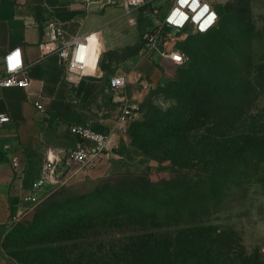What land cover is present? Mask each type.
Masks as SVG:
<instances>
[{
  "label": "trees",
  "instance_id": "16d2710c",
  "mask_svg": "<svg viewBox=\"0 0 264 264\" xmlns=\"http://www.w3.org/2000/svg\"><path fill=\"white\" fill-rule=\"evenodd\" d=\"M231 6L243 26L248 5L233 0ZM217 12L214 31L192 34L208 35L213 48L185 44L186 53L181 52L192 62L181 66L190 65V71L164 86L165 95L176 102L162 110L146 99L137 111L142 117L132 122L129 132L130 146L158 162L157 172L169 171L173 176L153 181L147 169L83 183L74 192L72 188L69 196L64 195L65 187L52 189L36 206L31 222L18 224L27 245L44 242L52 248L71 239L89 238L92 232L101 235L115 230L129 234L126 244L120 253H102L97 260L115 264H262L258 255L251 260L243 252L236 255L232 230L215 223L220 213L242 202L246 185L264 162V121L259 125L261 136L252 127L248 131L235 128L242 124L240 117L234 118L242 106H226L223 97L233 95L207 83L220 60L224 66L243 71L251 59L243 64L232 55L245 42L242 31L226 34V13L221 8ZM107 162L105 154L98 169ZM50 248L46 249L52 257L46 249L4 251L16 264H64L56 251L59 248Z\"/></svg>",
  "mask_w": 264,
  "mask_h": 264
},
{
  "label": "crops",
  "instance_id": "0c3cea01",
  "mask_svg": "<svg viewBox=\"0 0 264 264\" xmlns=\"http://www.w3.org/2000/svg\"><path fill=\"white\" fill-rule=\"evenodd\" d=\"M133 16L134 13L127 16L119 6L100 8L97 4H87L86 0H0V63L7 51L21 47L29 77L25 88H0V113L10 117V122L0 127V240L15 219L39 204L26 198L39 175L44 148L77 147L78 141L70 133V127L85 126L108 137V162L101 169L78 171L71 182L99 176L100 172H125L127 164L134 161L147 163L144 153L128 145L125 129L117 122V110H107L106 94L114 93L112 102L117 109L125 104L136 105L128 103L125 88L133 90L136 81L156 82L160 72L143 55L126 62L125 69H120L122 75L106 77V70L100 66V57L127 46L129 35L136 38L138 34L140 38ZM50 22L63 29L67 40L87 37L88 63L94 49H99L96 65L87 63L81 74L67 75L57 55L44 56L39 45L47 40L45 26ZM114 76L126 80L121 91L114 92L109 87V79ZM142 96V92H133L131 100L140 101ZM37 100L41 101L43 111L36 108ZM51 190L45 187L43 196ZM0 264L16 263L0 249Z\"/></svg>",
  "mask_w": 264,
  "mask_h": 264
},
{
  "label": "rangeland",
  "instance_id": "374dc122",
  "mask_svg": "<svg viewBox=\"0 0 264 264\" xmlns=\"http://www.w3.org/2000/svg\"><path fill=\"white\" fill-rule=\"evenodd\" d=\"M244 1L246 2V5H248L247 7L249 11L246 16L247 21L243 26H240V16L236 13L234 6L228 7L233 0H212V3L216 9H223L228 17L224 20V31L226 34L238 30L242 31L243 36L241 40L245 42H243L244 44H241L240 47L235 48L232 55L238 57V61L243 64L246 61V58L250 57L249 64L245 67L246 70L238 71L233 69L230 65L224 66L220 60L218 66L211 69L207 83L225 88L233 95L230 99L225 96L223 97L221 102L226 106L231 103L235 106H242V111L240 110L241 112L239 111L240 113L238 112V114L234 116V118L240 117L242 124L240 125L239 123L238 125L237 123L235 128H239L240 130L243 129L245 131L253 128V130L259 131L260 134L261 129L259 128V125L264 121V0ZM162 4L164 8L167 6L165 2L155 0L149 2L146 7L141 8L138 12H134L133 18L134 21H136L139 33L145 25L143 12L151 9L153 6H159ZM212 42V38L208 35L189 34L185 40L178 42L177 46L180 50L185 52V44L205 49L211 48L213 45ZM143 53V47L138 34L136 38H134L133 35H129V44L121 48L119 52L113 51L103 54L100 57V66L106 70V77L111 75H122L120 69H125L126 62L133 61L135 58L139 59L142 57ZM98 57L99 49H94L88 66L96 65ZM187 62H192V59L187 58ZM153 66L160 72V79L158 81L152 82L151 80H148L143 83L142 81H136L133 90H131V87L125 88V95L127 96L128 103L136 104L135 106L139 111L140 105L148 98H150L151 104L159 109L165 110L171 107L176 100L165 95L164 86L168 81H175L180 78L181 75L190 71V65L188 64L187 66L182 67L160 59L155 60ZM136 91L143 93L140 101L131 100L132 93ZM113 95L114 93L111 91H108L106 94L109 99L107 102V110L109 112L117 110L119 115L120 109H117L112 102ZM145 111L146 109H142L143 113H145ZM141 117V113L139 112L138 118ZM131 128L132 123L124 128V133L127 137V143L129 146V132L131 131ZM146 157L144 158L147 163L144 164L139 160L134 161V163L127 164L128 168L125 172L119 173H139L142 170L148 169L149 177L153 181H157L161 178H171L173 176L169 171L157 172L159 168L158 162L149 158L147 159ZM100 173L99 176H93L92 178H78L72 180V182H68L66 185L62 186L67 190L64 192V195H72V188L74 192V190L78 188L77 186H81L83 183L89 181L98 182L108 176L117 174ZM246 188V196L242 202L240 201L232 210L220 213L219 216H217L215 223L219 225L220 228L229 227L232 230L237 243L235 248L236 255L243 252V256L248 259H252L254 255H258L260 262L264 264V162L260 165L258 174L250 184L246 185ZM52 192L53 191L51 190L48 194L50 195ZM35 209L36 207L31 212L25 213L15 219L9 230V232L13 231V233L8 237L9 232H7L8 235L6 234L1 238L0 249L4 254V250L18 253L25 247L30 250L50 248V246L46 245L44 242L38 244L32 242V244L27 245V238L23 236V230L21 231L20 227H18V224L22 223V221L30 220L31 222L32 214ZM102 232L101 235L92 232L88 235L89 238L81 239L79 241L72 242L71 239L70 241L62 242L58 246L52 245L53 247L50 249L55 251L54 247L59 248V250L56 251L58 252V255H62L60 262H63L64 264H115L113 262L105 263L100 259L97 260V258L100 257L99 255L102 253H105L106 255H111L113 251L120 253L121 248L126 244V237L129 234L123 232L120 233L115 230ZM46 250V253L51 256L49 253L50 251H48V249ZM54 253L56 254V252ZM119 264L128 263L121 261Z\"/></svg>",
  "mask_w": 264,
  "mask_h": 264
},
{
  "label": "built area",
  "instance_id": "2783aa9c",
  "mask_svg": "<svg viewBox=\"0 0 264 264\" xmlns=\"http://www.w3.org/2000/svg\"><path fill=\"white\" fill-rule=\"evenodd\" d=\"M155 0H94L100 8L109 6L121 7L126 15L146 7ZM167 4L153 6L143 12L145 25L141 34L143 57L155 62L166 60L181 66L187 57L178 48V42L190 34H207L218 26L219 16L212 0H161ZM205 6L207 11H205ZM209 17H213L209 21ZM47 40L39 47L42 54L57 55L62 61L65 73L81 74L87 66L89 40L87 37H77L67 40L63 29L55 22L45 26ZM177 57L179 59H177ZM0 88H25L29 84L28 66L23 59L21 47L7 51L1 59ZM141 79L139 76L138 79ZM126 80L122 76L109 79V87L118 92L124 89ZM119 96V95H118ZM125 102V98L120 97ZM38 110L44 107L40 100L35 102ZM135 105L125 104L120 108L117 122L126 127L138 118ZM10 117L0 113V127L8 124ZM70 133L77 139L78 145L72 150L57 149L46 146L43 151V162L38 177L32 183L30 195L26 198L33 204H38L43 198L45 187L55 189L66 185L78 171L89 172L98 169L108 151V137L95 132L88 127H70ZM16 164V159L13 160ZM75 166V168H73Z\"/></svg>",
  "mask_w": 264,
  "mask_h": 264
},
{
  "label": "snow or ice",
  "instance_id": "6c2138e0",
  "mask_svg": "<svg viewBox=\"0 0 264 264\" xmlns=\"http://www.w3.org/2000/svg\"><path fill=\"white\" fill-rule=\"evenodd\" d=\"M205 11H207V7L205 6V9H204ZM213 17H209V21H211V19H212ZM177 59H179L178 57H177Z\"/></svg>",
  "mask_w": 264,
  "mask_h": 264
},
{
  "label": "bare ground",
  "instance_id": "6f19581e",
  "mask_svg": "<svg viewBox=\"0 0 264 264\" xmlns=\"http://www.w3.org/2000/svg\"><path fill=\"white\" fill-rule=\"evenodd\" d=\"M89 51H90V44L88 46V58H89ZM87 63H88V59H87Z\"/></svg>",
  "mask_w": 264,
  "mask_h": 264
}]
</instances>
